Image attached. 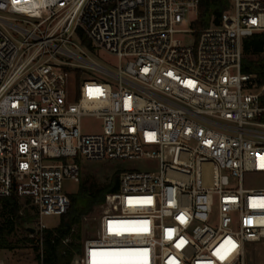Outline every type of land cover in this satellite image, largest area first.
<instances>
[{
  "label": "built area",
  "instance_id": "1",
  "mask_svg": "<svg viewBox=\"0 0 264 264\" xmlns=\"http://www.w3.org/2000/svg\"><path fill=\"white\" fill-rule=\"evenodd\" d=\"M200 2L0 0V199L32 201L34 234L69 211L80 157L157 161L160 174L121 173L73 264H246L247 243L264 250V188L245 182L264 175V83L243 72L264 0H231L197 31ZM75 35L126 64L91 61ZM85 116L103 131L85 134Z\"/></svg>",
  "mask_w": 264,
  "mask_h": 264
},
{
  "label": "trees",
  "instance_id": "2",
  "mask_svg": "<svg viewBox=\"0 0 264 264\" xmlns=\"http://www.w3.org/2000/svg\"><path fill=\"white\" fill-rule=\"evenodd\" d=\"M231 6V0H201L199 14L193 22L197 31L204 30L215 23H221L222 15ZM264 34L259 33L244 40L243 72L256 76L257 84L264 83ZM82 75L77 71V78ZM120 175L117 171L110 184L94 190L82 186L76 195L70 196L71 207L57 227L46 228L36 235L31 232L38 219L36 207L30 199H21L16 195L0 199V250L17 248L13 237L21 230L30 236L22 238L24 243H33L39 264H73L76 256L82 252V224L85 217L101 206L106 195L115 193L120 187ZM23 200H26L23 203ZM30 206V207H29ZM32 209L36 212L32 214ZM35 229V228H34ZM68 241L66 242V240ZM17 243V242H16Z\"/></svg>",
  "mask_w": 264,
  "mask_h": 264
},
{
  "label": "rangeland",
  "instance_id": "3",
  "mask_svg": "<svg viewBox=\"0 0 264 264\" xmlns=\"http://www.w3.org/2000/svg\"><path fill=\"white\" fill-rule=\"evenodd\" d=\"M197 19L195 14H191L188 17L189 22H194ZM74 41L82 46L86 52L88 58L109 69L112 72L117 73L121 64L125 65L126 61H120L119 58L105 50L93 49L90 46L89 41L84 38L80 39L79 35L74 36ZM197 41V37L193 34L186 36L185 43L187 45H193ZM75 51L78 49L74 48ZM86 78L95 77L99 80H110L109 75H101L94 70H86L84 73ZM79 83L77 81L76 73L70 75L68 81L67 90L69 92L70 102H76L78 96ZM82 130L85 134L101 133L103 131V120L95 116H85L81 121ZM81 166V181L76 182L70 178L64 180V191L69 196L76 195L82 186H86L91 190L97 187H102L110 184L113 175L119 171L120 173L139 170L149 171L154 170L157 174H160L156 170L157 161L153 159L142 160H87L82 157L78 159ZM246 185L253 188H264V175H251L246 177ZM26 200H23L25 203ZM30 207V206H29ZM36 211L32 209V214ZM100 206L95 211L87 216L82 224V235L87 237L91 235L98 224V217L100 216ZM62 220L60 216H46L44 217V223L49 227H57ZM37 229V222L33 225ZM29 236L26 232H18L13 237V241L17 248L14 250L3 251L0 250V259L5 261L6 264H39L36 259V252L34 250L33 243H24L23 237ZM17 242V243H16ZM246 264H264V250L261 249L259 244L247 243L246 244Z\"/></svg>",
  "mask_w": 264,
  "mask_h": 264
},
{
  "label": "water",
  "instance_id": "4",
  "mask_svg": "<svg viewBox=\"0 0 264 264\" xmlns=\"http://www.w3.org/2000/svg\"><path fill=\"white\" fill-rule=\"evenodd\" d=\"M35 231H36V230H35L34 228H32V229H31V232H33V233H34Z\"/></svg>",
  "mask_w": 264,
  "mask_h": 264
},
{
  "label": "snow or ice",
  "instance_id": "5",
  "mask_svg": "<svg viewBox=\"0 0 264 264\" xmlns=\"http://www.w3.org/2000/svg\"><path fill=\"white\" fill-rule=\"evenodd\" d=\"M223 258V257H222Z\"/></svg>",
  "mask_w": 264,
  "mask_h": 264
}]
</instances>
